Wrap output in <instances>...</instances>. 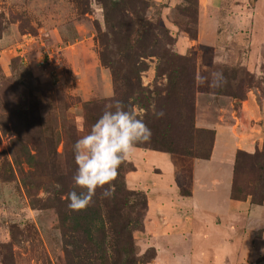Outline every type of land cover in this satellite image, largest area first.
Listing matches in <instances>:
<instances>
[{
  "label": "rangeland",
  "instance_id": "1",
  "mask_svg": "<svg viewBox=\"0 0 264 264\" xmlns=\"http://www.w3.org/2000/svg\"><path fill=\"white\" fill-rule=\"evenodd\" d=\"M146 12L154 23L161 19L165 27L174 31L173 37L177 29L182 32L188 25L195 31L198 28L199 0L153 1ZM213 19L212 23L216 19L213 25L210 22L207 27L203 23L202 45L191 48L185 55L190 60L185 62L186 67L195 70V126L207 130L228 126L234 122L232 113L251 100L260 120H253L257 125L245 129L251 134L250 151H262L264 0H221ZM100 31H104V16L96 0H0V245L13 250L16 264H63L64 250L59 214L47 201L50 195L45 187L47 177L27 179L21 167L14 163L11 119L25 123L21 127L25 133L23 142L33 138L52 140L60 155L70 127L80 136L86 134L95 122L91 116H100L114 95L110 71L99 58ZM213 44L217 50L208 47ZM172 49L177 52V43ZM146 62L149 68L141 75L142 86L150 92L163 90L167 80L165 76L156 79L158 59L153 57ZM235 94L240 98H234ZM149 96V92L145 94ZM163 96L161 92L152 98L153 102L145 101V104H155L157 108L156 100ZM162 98L168 119L174 113L172 108L178 95L173 94L168 101ZM87 103H90L88 109ZM150 106L142 116L151 126L152 136L141 144L146 149L171 146L173 118L170 126L164 119L160 126H154L156 118H152ZM146 115L150 118L146 119ZM208 138L207 134H198L195 139L181 135L174 142L179 149L187 151L189 142L196 144L200 140L208 144ZM232 145L233 139L226 134L209 160H198L192 166L191 157L175 158L178 181L186 170H193L195 205L203 211H196L189 221H184L187 234L177 232L174 236L170 250L187 258L185 264H239L256 257L264 260V205L240 202L236 206L237 201L231 198ZM59 161L56 165L61 170L63 165ZM22 168L29 171L25 163ZM242 169H248L247 163ZM128 172L124 166L114 185L130 190L125 178ZM25 177L28 187L23 182ZM235 207L238 210L233 211ZM215 221L223 227V236H228L223 238L225 247L216 242L218 232H211L212 244L204 241L207 235L204 225H214ZM143 233L134 234L140 256L149 249L144 247L146 239L140 238ZM3 255L5 251L0 248V261Z\"/></svg>",
  "mask_w": 264,
  "mask_h": 264
},
{
  "label": "trees",
  "instance_id": "2",
  "mask_svg": "<svg viewBox=\"0 0 264 264\" xmlns=\"http://www.w3.org/2000/svg\"><path fill=\"white\" fill-rule=\"evenodd\" d=\"M96 1L103 10L104 16V31L98 32L97 35L99 58L101 64L110 71L114 88L110 103L119 100L126 106H138L146 110L149 109L150 104H145V101L153 102L152 98L159 96L161 92L164 95L163 98L161 97L163 101H168L173 94H177L176 106L172 108L174 113L168 119L165 118L166 109L164 104H161V98L156 100V110L163 111L164 115L159 118L152 115V118H156L154 126H160L163 119L170 126L172 123L169 121L173 118L174 140L181 135L195 139L198 134H207L209 142L208 144L200 140L196 144L189 142V149L182 151L172 140L171 146L161 145L162 147H154L151 150L168 153L173 158L182 156L209 160L216 131L199 129L195 126V70H189L186 67L185 62L190 60L185 55L172 49V46L177 43V37L172 36L173 31L165 27L161 19L154 23L147 17L146 11L153 1ZM177 31L184 33L190 40L198 38V28L195 31L191 25L182 32L179 29ZM153 57L158 59L156 79L165 76L167 83L163 90L150 92L142 86L141 75L149 68L146 60ZM148 92L151 98L145 97ZM233 97L240 98L236 94ZM89 105L90 103L85 105L86 109ZM87 112L90 113V110ZM91 118L96 121L99 116L93 114ZM149 118L150 116L146 115V119ZM11 123L15 137L11 146L14 163L21 167V172L27 179L31 176L34 180L47 177L45 187L50 194L47 201L50 208L57 210L60 217L64 250L63 264H152L156 257V250L149 248L144 255L140 256L134 238L136 232L144 231L147 214L146 194L115 185L114 194L104 197L102 189L98 188L89 206L80 211L70 210L67 207V194L74 188L72 178L76 170L73 145L80 135L74 127H70L64 136L65 148L60 155L52 140L33 138L23 142L21 139L25 133L21 127L25 123L12 119ZM146 125L151 128L148 123ZM16 142L20 144L15 145ZM206 146L207 149H205ZM136 147L146 149L141 143H138ZM57 161L63 165L61 170L56 165ZM24 163L29 167L28 172H24L22 168ZM245 163L248 169H242ZM47 166L48 173L45 175ZM124 166L128 168V171L133 170L130 163L124 162L118 172ZM183 174V178L179 181L176 176L177 185L181 195L189 197L192 194L193 173L192 170H186ZM26 177L23 182L28 187ZM112 183L114 184L113 181ZM57 184L60 185L59 188L56 187ZM35 185L38 184L35 183ZM76 190L81 191L78 188ZM231 195L235 200L245 201L250 198L252 205H264V147L262 151L254 153L237 152ZM0 248L5 251L0 264H16L13 250L5 245H0Z\"/></svg>",
  "mask_w": 264,
  "mask_h": 264
},
{
  "label": "crops",
  "instance_id": "3",
  "mask_svg": "<svg viewBox=\"0 0 264 264\" xmlns=\"http://www.w3.org/2000/svg\"><path fill=\"white\" fill-rule=\"evenodd\" d=\"M152 1L156 3H165L168 1H171V3L174 2V0ZM220 6L221 0H199L197 40H190L184 34L179 35L177 30L175 32V36H178L177 51L181 55H186L191 48L197 45H202L203 23H205L207 27L210 22L212 25L215 24L216 19L215 23H212L214 20L213 15L218 13V8H220ZM210 32L211 29L206 31V34H209ZM213 33H216V31L213 30ZM208 47H214L217 50V45L215 44ZM258 112L256 105L251 100H247L242 103L239 111L232 113L234 119L232 124L228 126L218 125L214 129L216 131V136L211 157L215 150H217V146L221 143L224 135L226 136V134H228L234 141V145L231 146L233 156V159H231L233 164V179L234 163L237 152L245 151L253 153L250 151L252 149V142L250 140L251 134L249 135L246 133L245 127L255 125V123H252L253 120H260ZM198 160L201 159H193L191 165H196ZM127 162L134 167V169L128 172L125 176L127 187L133 191H142L147 196V214L144 233L140 238H142V240L146 239L147 244L144 245L145 248H154L156 250V257L152 264H185L187 258H184L182 254L173 252L170 249L173 246L172 242L174 241V236H176L177 232H183L182 235L187 234L188 226L187 224H183L184 221H189L190 216L196 211L203 212L195 205L194 187L196 179L193 170L191 186L192 194L189 197H184L181 195L176 181L177 161L170 154L136 147L135 153L129 160H127ZM236 201V206L240 205V202L251 204L250 198L245 201ZM232 210L235 211L238 209L235 207ZM181 223L183 225H181ZM219 223H216L215 221L214 225H212L213 223L204 225L206 229L205 233H207L206 237H204V241L205 243L211 242L210 244H212L213 242L210 239L213 238L212 233L218 232L220 234L219 236L215 235L216 237H219L216 242L219 243L220 247H225L223 245V238H227L228 236H223V227L216 225ZM222 264H227V262ZM239 264H264V260H259V257H256L252 258V261L247 259Z\"/></svg>",
  "mask_w": 264,
  "mask_h": 264
},
{
  "label": "clouds",
  "instance_id": "4",
  "mask_svg": "<svg viewBox=\"0 0 264 264\" xmlns=\"http://www.w3.org/2000/svg\"><path fill=\"white\" fill-rule=\"evenodd\" d=\"M150 108L156 117L164 115L163 111L156 110L155 104ZM143 112L142 108L137 110L135 106L114 101L105 105L102 114L86 134L75 141L74 188L67 194V207L70 210L80 211L89 206L98 188L102 189L104 197L114 194L112 181L116 179L120 166L133 156L138 143L151 139L152 132L144 122ZM80 119L83 120V116ZM105 185L108 187L105 188ZM77 188L81 191L78 192Z\"/></svg>",
  "mask_w": 264,
  "mask_h": 264
}]
</instances>
